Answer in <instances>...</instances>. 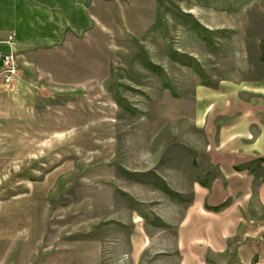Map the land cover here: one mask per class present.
I'll list each match as a JSON object with an SVG mask.
<instances>
[{
  "label": "rangeland",
  "instance_id": "1",
  "mask_svg": "<svg viewBox=\"0 0 264 264\" xmlns=\"http://www.w3.org/2000/svg\"><path fill=\"white\" fill-rule=\"evenodd\" d=\"M18 57L0 72V264H171L129 253L124 221L150 210L140 183L174 195L156 170L206 164L193 150L234 120L218 102L264 78V0L110 1Z\"/></svg>",
  "mask_w": 264,
  "mask_h": 264
},
{
  "label": "crops",
  "instance_id": "2",
  "mask_svg": "<svg viewBox=\"0 0 264 264\" xmlns=\"http://www.w3.org/2000/svg\"><path fill=\"white\" fill-rule=\"evenodd\" d=\"M110 1L121 0H0V64L10 51L22 56L84 35ZM247 90L237 91L233 106L218 102L234 120L211 134L210 143L219 141L211 149L193 150L211 157L204 166L156 170L174 195L137 185L150 210H131L124 221L132 231L129 253L154 252L171 264H264V169L260 176L248 164L260 159L264 167V78Z\"/></svg>",
  "mask_w": 264,
  "mask_h": 264
},
{
  "label": "built area",
  "instance_id": "3",
  "mask_svg": "<svg viewBox=\"0 0 264 264\" xmlns=\"http://www.w3.org/2000/svg\"><path fill=\"white\" fill-rule=\"evenodd\" d=\"M18 58V55L14 51L2 55L3 68L0 72L3 74L4 80L7 84H10L18 74Z\"/></svg>",
  "mask_w": 264,
  "mask_h": 264
},
{
  "label": "trees",
  "instance_id": "4",
  "mask_svg": "<svg viewBox=\"0 0 264 264\" xmlns=\"http://www.w3.org/2000/svg\"><path fill=\"white\" fill-rule=\"evenodd\" d=\"M209 86H213V87H215V88H216V86H214V85H211V84H209ZM240 168H241L240 166H238V167H237V169H240ZM219 208H220V207H215V209H216V210H218Z\"/></svg>",
  "mask_w": 264,
  "mask_h": 264
}]
</instances>
